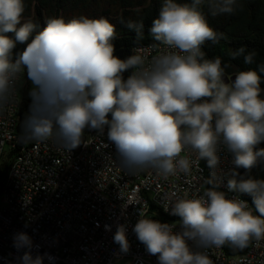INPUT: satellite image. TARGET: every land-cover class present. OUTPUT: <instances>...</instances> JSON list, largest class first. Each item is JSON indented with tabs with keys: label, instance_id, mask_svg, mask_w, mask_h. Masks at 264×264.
I'll return each mask as SVG.
<instances>
[{
	"label": "clouds",
	"instance_id": "clouds-1",
	"mask_svg": "<svg viewBox=\"0 0 264 264\" xmlns=\"http://www.w3.org/2000/svg\"><path fill=\"white\" fill-rule=\"evenodd\" d=\"M236 4L163 0L149 29L156 54L149 58L136 49L121 59L113 43L116 26L106 17L54 16L38 28L30 19L22 22L25 0H0V106L18 99L26 70L32 87L24 140H53L70 152L89 144L86 129L98 134L107 129L122 167L152 168L165 177L191 170L193 161L182 153L194 150L210 169L220 165L222 150L230 154L226 184L213 172L202 195L177 199L170 208L177 222L139 213L133 232L158 264H213L197 249L227 244L243 250L264 239V179L251 175L264 164V148L257 147L264 142V63L226 82L229 63L220 56L208 59L202 51L206 42L227 39L208 17L231 15ZM121 22L137 41L143 39L142 22ZM18 45L24 47L17 52ZM228 55L232 60L243 56L251 65L257 53L241 46ZM222 185L227 191L220 190ZM241 193L252 197L254 208ZM126 231V225H118L113 237L124 253L129 250ZM14 240L18 249H27L21 264H44V256L32 255L26 233Z\"/></svg>",
	"mask_w": 264,
	"mask_h": 264
},
{
	"label": "built area",
	"instance_id": "built-area-1",
	"mask_svg": "<svg viewBox=\"0 0 264 264\" xmlns=\"http://www.w3.org/2000/svg\"><path fill=\"white\" fill-rule=\"evenodd\" d=\"M151 45H137L133 53L139 49L151 58L157 51ZM19 105L20 97H14L0 106V169L7 162L0 191V264H21L27 249H18L14 240L21 232L32 240V255L45 257L44 264H116L124 259L158 264L133 232L139 213L162 223L177 222L180 218L170 214L172 204L202 195L213 172L226 184L225 173L232 167L223 150L215 169L192 150L181 154L193 161L187 174L130 171L120 165L107 129L104 134L86 129L89 144L70 152L53 140L26 141L17 130ZM220 190L227 191L223 185ZM121 224L127 228L126 253L113 240ZM197 250L206 251L213 264H264V239L252 240L235 255L223 246Z\"/></svg>",
	"mask_w": 264,
	"mask_h": 264
},
{
	"label": "trees",
	"instance_id": "trees-1",
	"mask_svg": "<svg viewBox=\"0 0 264 264\" xmlns=\"http://www.w3.org/2000/svg\"><path fill=\"white\" fill-rule=\"evenodd\" d=\"M185 2V0H180ZM163 4V0H25L24 17H28L31 10L35 11L33 23L38 28L45 26L44 18L63 16L66 20L73 16H78V12L85 6L91 9V13L87 14L89 18H99L101 16L109 19L116 26L117 38L113 41L115 44V55L121 59L127 58L133 54L135 46L140 44L156 43L152 40L149 29L151 28L153 19L158 17L159 9ZM115 22H112L114 21ZM135 21L143 23V39L136 40V34L130 30L121 21ZM209 24L221 32H224L227 39L222 40L217 45L206 42L202 46L205 57L212 59L216 56L222 58V62L229 63V67L225 70V75L232 76L238 71H246L250 68L256 69L257 65L264 63V0H237L236 10L231 15H218L208 17ZM39 30V29H37ZM11 35V34H10ZM246 46L248 50H255L257 56L255 62L251 65L244 63L243 56H239L232 60L228 55L230 50L238 49ZM24 46L18 45L15 51H20ZM131 74V70L125 72L126 79ZM31 81L27 78L25 70L24 84L19 89L20 105L18 109L17 130L22 134V123L28 113L30 98L28 95L31 89ZM262 89H264V75H262ZM263 94V93H262ZM257 147L264 148V142ZM7 162H4L0 169V191L5 175ZM243 174V169L239 170ZM251 175L258 179H264V164L258 165L251 172ZM245 198L251 206L252 197L248 194H239ZM223 249L228 255H235L245 252L243 250L233 248L225 244Z\"/></svg>",
	"mask_w": 264,
	"mask_h": 264
},
{
	"label": "rangeland",
	"instance_id": "rangeland-1",
	"mask_svg": "<svg viewBox=\"0 0 264 264\" xmlns=\"http://www.w3.org/2000/svg\"><path fill=\"white\" fill-rule=\"evenodd\" d=\"M87 12H90L91 13V9L89 10V8H87L86 6H85L84 9H81V7H80V11L78 12V16L84 15V16L89 17L87 14H90V13H87ZM27 15H29L27 18L24 17V16L22 17V22H23V20H28V19L33 20V18L35 17V11H34V9H33V11L31 10V12L29 14H27ZM43 19H44V21H46V19L44 18V16H43ZM112 22H115V20L112 21ZM262 95H264V93ZM116 264H130V261L128 259H124V260L118 261Z\"/></svg>",
	"mask_w": 264,
	"mask_h": 264
},
{
	"label": "water",
	"instance_id": "water-1",
	"mask_svg": "<svg viewBox=\"0 0 264 264\" xmlns=\"http://www.w3.org/2000/svg\"><path fill=\"white\" fill-rule=\"evenodd\" d=\"M230 78H232V79L234 80V78H235V77H234V75H232V76H230V77H229V76H227V75H225L226 82H227V80H228V79H230ZM75 149H78V147H77V148H75Z\"/></svg>",
	"mask_w": 264,
	"mask_h": 264
}]
</instances>
